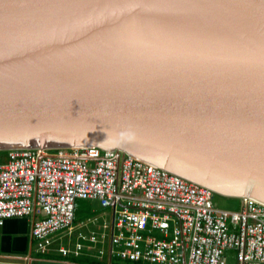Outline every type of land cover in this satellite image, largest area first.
Masks as SVG:
<instances>
[{
  "label": "water",
  "instance_id": "water-1",
  "mask_svg": "<svg viewBox=\"0 0 264 264\" xmlns=\"http://www.w3.org/2000/svg\"><path fill=\"white\" fill-rule=\"evenodd\" d=\"M86 146L264 204V0H0V151Z\"/></svg>",
  "mask_w": 264,
  "mask_h": 264
},
{
  "label": "built area",
  "instance_id": "built-area-1",
  "mask_svg": "<svg viewBox=\"0 0 264 264\" xmlns=\"http://www.w3.org/2000/svg\"><path fill=\"white\" fill-rule=\"evenodd\" d=\"M209 187L116 150L97 146L0 152V224L34 218L32 235L73 226L78 199L114 207L111 255L146 264H264V204L245 198L220 209ZM92 240H95L92 237Z\"/></svg>",
  "mask_w": 264,
  "mask_h": 264
},
{
  "label": "crops",
  "instance_id": "crops-1",
  "mask_svg": "<svg viewBox=\"0 0 264 264\" xmlns=\"http://www.w3.org/2000/svg\"><path fill=\"white\" fill-rule=\"evenodd\" d=\"M83 200H89L87 206L92 207L93 211L95 202L102 208L103 223L97 224L98 216H75L73 226L51 235L45 248H41L32 235L34 218H43L44 213L7 218L0 224V264H146L111 255L110 235L114 207H103L95 199ZM78 201L76 211L79 208ZM91 224L104 229L109 227L108 237H105L104 232L96 233L99 232L98 228H92ZM89 231L91 232L88 233Z\"/></svg>",
  "mask_w": 264,
  "mask_h": 264
},
{
  "label": "rangeland",
  "instance_id": "rangeland-1",
  "mask_svg": "<svg viewBox=\"0 0 264 264\" xmlns=\"http://www.w3.org/2000/svg\"><path fill=\"white\" fill-rule=\"evenodd\" d=\"M79 200V199H78ZM77 200V201H78ZM87 201L89 200H79L78 201V210L76 211V216L81 218L84 215H90V216H100L99 218L97 217L98 223L97 224H102L103 223V215L101 214L103 212L102 208L100 206L97 205V203L95 202V204L93 205V208L95 211L92 210V207H88L87 206ZM96 201V200H95ZM214 202L216 204V206L220 209H225V210H232V211H236L239 210L241 207V200L238 198H233V197H226V196H221L218 194H215L214 197ZM111 217H109L110 219ZM92 228L95 227L93 224ZM98 228L99 232L96 233H105V237H108V233L110 232V228H101L99 226L95 227ZM94 228V229H95ZM91 231H89L88 233H90ZM103 233V234H104ZM102 238H104V236H102ZM225 260L227 261L228 264H232L235 262V259L233 257V251H227L226 255H225Z\"/></svg>",
  "mask_w": 264,
  "mask_h": 264
},
{
  "label": "trees",
  "instance_id": "trees-1",
  "mask_svg": "<svg viewBox=\"0 0 264 264\" xmlns=\"http://www.w3.org/2000/svg\"><path fill=\"white\" fill-rule=\"evenodd\" d=\"M51 151L53 152L54 150H51ZM0 152H1V153H5L6 151H5V152H4V151H0ZM139 263H141V262H139Z\"/></svg>",
  "mask_w": 264,
  "mask_h": 264
},
{
  "label": "bare ground",
  "instance_id": "bare-ground-1",
  "mask_svg": "<svg viewBox=\"0 0 264 264\" xmlns=\"http://www.w3.org/2000/svg\"><path fill=\"white\" fill-rule=\"evenodd\" d=\"M5 152V151H4ZM81 200V199H80Z\"/></svg>",
  "mask_w": 264,
  "mask_h": 264
}]
</instances>
